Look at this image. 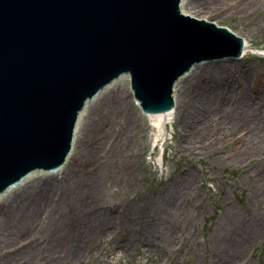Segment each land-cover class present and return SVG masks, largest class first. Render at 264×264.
Listing matches in <instances>:
<instances>
[{"label": "water", "instance_id": "1", "mask_svg": "<svg viewBox=\"0 0 264 264\" xmlns=\"http://www.w3.org/2000/svg\"><path fill=\"white\" fill-rule=\"evenodd\" d=\"M179 3L0 0V192L61 163L84 100L119 75L145 115H164L196 62L242 53V37Z\"/></svg>", "mask_w": 264, "mask_h": 264}, {"label": "bare ground", "instance_id": "2", "mask_svg": "<svg viewBox=\"0 0 264 264\" xmlns=\"http://www.w3.org/2000/svg\"><path fill=\"white\" fill-rule=\"evenodd\" d=\"M237 1L180 0L179 7L185 15L216 21L211 17L241 11V4L235 5ZM248 51L244 42L242 55ZM209 70L214 72H210L211 77L207 78L204 73ZM228 70L229 67L218 66L215 61L200 64L174 82L173 107L164 115H145L138 109L156 131L158 128V135L160 131L164 133L166 121L172 117L179 119L182 129H193L187 131L185 145H192L191 151L200 153L212 146L216 148L228 138L237 137L236 129L241 127L245 133L238 140V151L231 157L240 161L251 160L261 149L264 153L263 146L251 144L253 139L261 137L260 133H264V89L255 95H248L242 82L234 87L222 78ZM121 78H124L123 84L111 86ZM210 80L213 84L208 87ZM107 88H110L109 91L103 93ZM129 96L128 75H121L100 89L99 93L86 100L77 116L71 151L67 153L62 167L23 177L0 193V252L8 246L13 249L0 264H72L85 247H102L100 244L105 242L110 244L112 239H117V236L113 237L117 232H121L124 238L117 242L119 246L125 247L133 242L138 233L146 238H139L137 247L154 245L150 225L145 224L141 229L138 224L142 220L139 223L133 212L105 206L102 198L107 187L126 178L123 175L127 173L126 154L131 128H127V133L121 138L116 126ZM220 104L221 107L216 108ZM224 105L239 118L225 116ZM96 115L98 118L95 121ZM133 117L134 124H138L135 113ZM193 176L191 169L183 168L181 176L166 186L153 201L162 208L157 211L167 218L161 224L156 220L153 227L165 228L163 236L169 249L174 247L175 238L184 232V225L177 222L176 210L181 198L191 194ZM65 179H73L78 191L67 199L73 203L67 214L59 206L56 191ZM258 181L264 185V172ZM74 184L71 183V190ZM257 216L247 218L232 207L220 218L215 233H212L214 242L210 247L217 248L212 254L211 264H225L230 257L235 258L248 240L264 235V220ZM240 262L241 259L238 260Z\"/></svg>", "mask_w": 264, "mask_h": 264}, {"label": "rangeland", "instance_id": "3", "mask_svg": "<svg viewBox=\"0 0 264 264\" xmlns=\"http://www.w3.org/2000/svg\"><path fill=\"white\" fill-rule=\"evenodd\" d=\"M239 4L242 10L238 13L227 12L211 18L217 21L216 23L213 20L216 24L235 30L247 43L249 51L238 58L202 60L196 63V67L214 61L218 66L229 67L222 78L234 84V87L242 82L248 95H255L264 89V3L262 0H238L235 5ZM210 72L214 71L204 73L207 78L211 77ZM228 76L231 78L227 79ZM123 82L124 78H121L111 86L115 87ZM210 83L213 84L210 80L208 87L211 86ZM109 89H104L103 93H107ZM128 100L124 104L126 108L122 106L116 126V130L121 132V138L127 133V128H131L126 154L127 173L126 176L125 173L123 175L126 178L107 187L102 193V198L106 202L105 206L109 205L113 209L118 207L122 212H133L139 223L140 219L142 220L138 224L141 229H144L145 224L150 225L155 243L148 247H137V240L143 237L138 233L133 242L125 247L119 246L117 242L123 241L124 238L121 232H117L113 235L114 238L117 236V239H112L110 244L105 242L99 243L102 247H85L81 256L72 264H211L212 254L217 248L210 247L214 242L212 233H215L217 222L230 208L234 207L247 218L258 215L257 218L264 220V185L258 181L264 172L262 149L251 160L240 161L232 158L231 155L238 151L239 138L245 133L239 127L235 133L237 137L228 138L216 148L212 146L202 153L191 151L193 147L185 145V137L188 135L187 131L193 129H182L180 120L172 117L166 121L164 133L160 131L158 135V128L156 131L149 119L141 114L132 95ZM220 107L221 104L216 106L218 109ZM227 109L225 105L222 107L225 116L239 118L231 112L232 110ZM133 113L138 118V124H134ZM240 116L243 117V114ZM97 118L96 115L94 120ZM260 135L261 137L253 139L251 144L264 147V133ZM183 168L191 169L194 174L192 189L191 194L181 198L180 206L176 210L177 222L184 225L183 235L175 238L174 247L169 249L166 247L168 241L163 236L165 228L153 227L156 220L161 224L167 219L157 211L162 208L157 202L156 205L153 204V201L166 186L181 176ZM74 180L65 179L56 190L59 206L66 214L73 205L72 201L67 199L72 197L73 193L78 194ZM71 183L74 184L72 190ZM12 252V247L8 246L0 252V261ZM230 258L225 264H264V235L253 237L252 241L248 240L240 251L238 250L235 258ZM239 259L242 262L238 263Z\"/></svg>", "mask_w": 264, "mask_h": 264}]
</instances>
